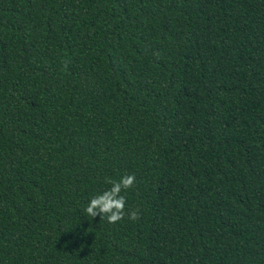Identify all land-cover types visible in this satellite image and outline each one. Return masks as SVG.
I'll return each instance as SVG.
<instances>
[{
    "label": "trees",
    "instance_id": "1",
    "mask_svg": "<svg viewBox=\"0 0 264 264\" xmlns=\"http://www.w3.org/2000/svg\"><path fill=\"white\" fill-rule=\"evenodd\" d=\"M0 264H264V0H0Z\"/></svg>",
    "mask_w": 264,
    "mask_h": 264
},
{
    "label": "clouds",
    "instance_id": "2",
    "mask_svg": "<svg viewBox=\"0 0 264 264\" xmlns=\"http://www.w3.org/2000/svg\"><path fill=\"white\" fill-rule=\"evenodd\" d=\"M108 183H111L112 187L102 194L93 197L86 207V213L91 218H95L99 215L102 219L106 216L109 223L115 224L122 220L125 215L124 209L126 200L120 193L122 189L127 190L133 186L135 183V176L127 175L122 177L118 182L108 181ZM137 218L138 213L135 211L132 212L130 219L135 220Z\"/></svg>",
    "mask_w": 264,
    "mask_h": 264
}]
</instances>
